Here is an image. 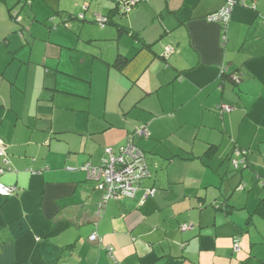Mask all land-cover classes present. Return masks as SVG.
Instances as JSON below:
<instances>
[{
	"label": "crops",
	"instance_id": "0c3cea01",
	"mask_svg": "<svg viewBox=\"0 0 264 264\" xmlns=\"http://www.w3.org/2000/svg\"><path fill=\"white\" fill-rule=\"evenodd\" d=\"M8 1L0 183L17 190L0 196V264L264 260V0L236 6L226 31L208 21L226 0H140L127 15L116 10L127 0H78L82 24L62 4L51 11L34 0L25 19L26 5L17 12ZM9 9L14 23L30 21L29 35L16 34ZM98 16L109 18L105 28ZM76 31L88 32L85 41ZM79 43L100 52L79 55ZM118 56L129 64L116 68ZM143 124L150 137L136 142L152 177L97 219L102 195L84 165L118 155ZM93 233L103 246L89 242Z\"/></svg>",
	"mask_w": 264,
	"mask_h": 264
},
{
	"label": "built area",
	"instance_id": "2783aa9c",
	"mask_svg": "<svg viewBox=\"0 0 264 264\" xmlns=\"http://www.w3.org/2000/svg\"><path fill=\"white\" fill-rule=\"evenodd\" d=\"M140 0H131L124 6V11L129 12L131 7L137 4ZM246 0H227L225 6L219 11L212 13L208 16V21L219 23L223 27H228L231 19L232 10L238 5H244ZM17 16V15H16ZM19 21L20 18L17 17ZM98 24L101 28H104L107 24L105 17H97ZM236 83H239L238 76L233 77ZM232 107L222 106L221 110L230 112ZM147 138L150 136V132L146 125L138 127L131 135L125 147H123L118 155H114L111 150H107L109 158L103 162L100 167H93L91 164L84 166V170L87 172L88 177L97 183V190L105 194L104 198L118 199L122 196H134L138 191V184L141 180L149 176V171L146 166L145 155L137 147L134 142V137ZM7 147L5 143L0 139V156H6ZM240 153V152H239ZM245 154V153H244ZM233 165L236 169L240 167V163L233 161ZM4 171L0 169V174ZM15 187L5 186L0 184V195L3 197H11L16 192ZM156 191L154 189L147 191V197H155ZM193 229L192 225H183V230ZM98 238L97 235L91 236V240L95 241ZM239 240V239H238ZM234 243V249L239 250V241ZM109 255L112 254L113 249L107 247ZM112 257V256H111Z\"/></svg>",
	"mask_w": 264,
	"mask_h": 264
},
{
	"label": "trees",
	"instance_id": "16d2710c",
	"mask_svg": "<svg viewBox=\"0 0 264 264\" xmlns=\"http://www.w3.org/2000/svg\"><path fill=\"white\" fill-rule=\"evenodd\" d=\"M131 0H127V1H124V2H119L118 3V5H117V8H116V10H117V12H119L120 14H122V15H127L128 13H130L138 4H139V2L137 3V4H135L134 6H132L131 7V10L129 11V12H125L124 11V6L125 5H127L129 2H130ZM227 1V0H226ZM7 2V0H0V3H6ZM12 10L13 9H9V11L11 12V16H12V20L14 21V22H16L17 23V17H19V15H17L16 16V14L15 13H12ZM101 17H105L106 19H107V24H106V26L109 24V18L108 17H106V16H101ZM97 22H98V20H97ZM105 26V27H106ZM104 27V28H105ZM222 27H223V25H222ZM226 27H223V30L224 31H226ZM19 33L21 34V30L19 31ZM129 62H130V59H128V58H126V57H123V56H118L117 57V59H116V61L114 62V66L116 67V68H118V69H121V68H123V67H125L127 64H129ZM224 76H230L233 80H234V76H236V75H232V74H228L227 73V71H224ZM235 81V80H234ZM143 125H146V124H143ZM143 125H140L139 127H141V126H143ZM147 126V125H146ZM138 128V127H137ZM136 128V129H137ZM147 128H148V126H147ZM135 129V130H136ZM149 130V129H148ZM135 132V131H134ZM133 132V133H134ZM150 137V136H149ZM149 137H147V138H149ZM131 138V136H129V139ZM128 139V140H129ZM137 139H141V137H134V142L136 143V145H137V147L144 153V155H145V161H146V166H147V169H148V171H149V176L147 177V178H145V179H149V178H151L152 177V172H151V168H150V165H149V163H148V161H147V157H146V153H145V151L137 144V142H136V140ZM144 139H146V138H144ZM7 153V152H6ZM107 153V152H106ZM107 157H109L108 155H107ZM108 158H106V159H104L103 161H102V163L100 164V165H98V166H94V165H92L93 167H100L102 164H103V162L105 161V160H107ZM87 164H90V163H86L84 166H86ZM1 170H3L4 172L2 173V174H0V175H3L4 173H6V171H7V169H3V168H0ZM145 179H143V180H141L140 182H139V184H138V190H139V188H140V184L142 183V181H144ZM0 184H3V183H0ZM4 185V184H3ZM5 186H7V185H5ZM9 187H13V186H9ZM16 188V187H15ZM17 189V188H16ZM151 189H154L155 191H156V193H157V189L153 186V187H151L150 189H147V191L148 190H151ZM137 193V192H136ZM101 200H100V202H99V205H98V207H97V219L99 218H102V216H103V214H104V212H105V209H106V207H107V205H108V203L109 202H111V201H118V200H121V199H124V198H132V197H134V196H132V197H130V196H122V195H120V197L118 198V199H116V198H113V199H107V198H104V195L105 194H102L101 193ZM146 196H147V193H146ZM155 196H156V194H155ZM147 198H151V197H147ZM154 198V197H153ZM79 213H81V212H79ZM83 216V214L81 215V217ZM80 217V218H81ZM78 219L79 221H77L76 223L74 222L73 224L75 225V226H77V227H79V226H83V225H85L86 223H84L82 220V218L81 219ZM60 219V218H59ZM183 225H185V224H183ZM183 225H182V229H183ZM187 225H190V224H187ZM93 235H97L98 236V238L95 240V241H92L91 240V236H93ZM88 240H89V242L90 243H92V244H95V245H98V246H103V239L97 234V233H93V234H91L90 236H89V238H88ZM109 247V246H108ZM106 248V247H105ZM112 249H113V247H111ZM107 250V249H106ZM108 252V251H107ZM109 253V252H108ZM112 254H113V251H112ZM112 254H111V256H112ZM245 264H264V260H262V259H256V258H254V257H248V258H246V260H245Z\"/></svg>",
	"mask_w": 264,
	"mask_h": 264
},
{
	"label": "rangeland",
	"instance_id": "374dc122",
	"mask_svg": "<svg viewBox=\"0 0 264 264\" xmlns=\"http://www.w3.org/2000/svg\"><path fill=\"white\" fill-rule=\"evenodd\" d=\"M33 1L34 0H9L8 1V6H10V7L13 6V7H15V11L21 12L19 10H21V7L25 4L26 7H25V9H22V12L20 14L23 17H24V14H25L24 18L26 19V14L28 12L27 10L30 9V4H32ZM39 1L44 3L43 4L44 7L47 6L45 8H49L51 11L52 10L56 11L58 6H59V4H62L64 6H66V7H68L69 12L72 13V14H75L74 16L76 17V20L74 22H78L79 24H82V22L85 19V15L83 14V11H80L82 14H80V12L78 14H77V12L73 13V11H75V8H76V7H74V5L78 2V0H39ZM92 5H93L92 8L94 9L95 4H92ZM7 10L8 9L3 4L2 5V12L3 11H4V13L6 12L5 18H7V16H8V11ZM72 18L73 17H69L70 20H72ZM10 23H11V25H13L15 28L18 29V30L15 31L18 36L20 35V36L23 37V35H29L30 34V25H31L30 21L25 20V23L23 22L21 25H18L16 23H14L12 19H10ZM72 24H73V22H70L67 27L72 29V27H74ZM61 25L65 26V24H61ZM24 26L26 28L22 29V27H24ZM50 26H52V28H53V25H50ZM2 27L4 28V27H6V25L3 24ZM20 30H21V34L19 33ZM75 33L78 36L82 35L80 40L83 42V41H85L86 35H87L88 32H83V33L81 32V34H80V33H77V31H76ZM94 33L95 32H93L92 34H94ZM99 52H100L99 45H96V43H92V44H89V45L88 44L79 43L78 50H77V54L81 55V53H82L83 54L82 56H84V57L86 55L87 56L89 55L90 57L91 56H95V55L99 54ZM1 197H3V196H1ZM3 198H9V197H3Z\"/></svg>",
	"mask_w": 264,
	"mask_h": 264
}]
</instances>
